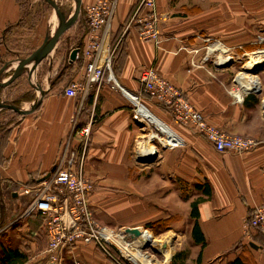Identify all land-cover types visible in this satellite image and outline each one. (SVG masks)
<instances>
[{
	"label": "crops",
	"instance_id": "crops-1",
	"mask_svg": "<svg viewBox=\"0 0 264 264\" xmlns=\"http://www.w3.org/2000/svg\"><path fill=\"white\" fill-rule=\"evenodd\" d=\"M95 1L82 0L83 18L85 7ZM109 1L115 3L111 40L117 44L138 0ZM156 2L161 48L141 40L139 26L131 29L119 43L114 60V72L121 88L140 94L139 72L145 67H155L160 75L187 94L210 123L229 135L253 137L259 145L241 155L218 153L189 126L176 121L170 110L144 95L143 104L182 143L166 151L155 166L167 177L155 172L151 179L145 180L137 165V154L140 157L137 148L143 129L133 104L120 89L109 84L84 85V61L80 65L77 60H70L73 48L81 44L71 42L58 54L60 39L52 53L38 66L36 63L34 91H22L16 84L18 78L0 86V130L3 126L6 128L0 179L3 184L21 189L32 180L38 182L59 165L70 169L73 162L72 167L77 170L83 158L82 171L95 187L91 204L97 219L105 225L104 220L129 221L128 225L121 226L127 229L162 218L159 209L150 201L153 189L158 186L167 189L169 183L174 184L171 176L185 182L191 173L195 194L188 200L190 237L192 240V227L198 222L206 243L202 246L192 240L187 262L229 264L241 255L247 264H264V238L259 236L254 242L243 238L245 219L251 210L264 206V117L261 109L264 97L260 99V94L252 93L243 103L235 104L229 94L231 79L225 70L209 63L201 68L190 65L192 58L198 61L203 58L210 42H221L233 51L241 50L242 56L262 50L264 0ZM23 7V0H0L2 58L11 53L7 43L14 39L16 32L28 27ZM86 30L87 26L82 25L81 31L85 34ZM193 50H198V54L194 55ZM258 74L264 95V69ZM78 83L77 95L66 96L65 89ZM14 94L15 98L10 99ZM37 102L40 103L35 111L21 114L30 111ZM88 126L91 135L85 149L82 130ZM206 187L211 190L210 196L203 193ZM195 201H199L197 221L190 218L191 205ZM148 212L151 214L146 215ZM74 254L84 264H107L104 256L91 246L78 245ZM69 258L67 255L68 261Z\"/></svg>",
	"mask_w": 264,
	"mask_h": 264
},
{
	"label": "built area",
	"instance_id": "built-area-1",
	"mask_svg": "<svg viewBox=\"0 0 264 264\" xmlns=\"http://www.w3.org/2000/svg\"><path fill=\"white\" fill-rule=\"evenodd\" d=\"M114 12L115 3L109 0H96L94 4L85 7L87 30L81 45L76 47L79 48L76 60L82 57L84 61V85L109 84L120 89L133 104L135 116L141 127L150 123L138 110V105L145 106L142 101V96L145 95L170 110L176 121L189 126L196 135L206 139L218 153L241 155L259 145L260 142L253 137L229 135L210 123L192 104L187 94L165 76L160 75L155 67H145L139 72L137 82L141 88L140 94L130 93L121 88L113 64L119 43L131 29L139 26L138 34L141 40L152 42L157 48H161L160 14L157 11L156 0H138L136 8L124 25L122 37L117 44H113L111 28ZM198 52L192 51L194 55ZM233 53L231 48L216 42L207 46L206 54L201 60L192 58L190 65L193 68H201L211 61L219 68L235 59ZM221 57L224 60L221 61ZM234 83L229 94L235 104L243 103L249 94H257V91L245 90L235 79ZM79 87L80 83L70 85L65 89V95L76 96ZM261 109L264 117V98L261 101ZM82 134L86 138L84 144L86 149L91 127H85ZM181 145L182 143L176 144L172 148ZM83 165V158L77 170L72 167L73 162L70 169L59 165L45 174L41 182L38 181L33 186L25 185L20 189L21 195L30 196V200L19 219L25 221L40 215L43 220L46 264H81L74 254V249L78 245L96 248L112 264H156V257L162 253L164 256V251L155 246L152 239L138 243V237L127 233L126 229H114L97 219L91 204L94 183L83 173ZM141 229L145 230L142 227ZM258 236L264 238V206L251 210L244 222L243 238L248 242H254ZM148 242L150 245L146 247ZM135 245H139L136 250ZM262 250L264 252V247ZM66 255H69V261ZM163 264H168L165 257Z\"/></svg>",
	"mask_w": 264,
	"mask_h": 264
},
{
	"label": "rangeland",
	"instance_id": "rangeland-1",
	"mask_svg": "<svg viewBox=\"0 0 264 264\" xmlns=\"http://www.w3.org/2000/svg\"><path fill=\"white\" fill-rule=\"evenodd\" d=\"M56 2L60 5L61 9L68 17L71 16L75 10V0H56ZM23 5L24 15L27 18L26 23H28V27H25V29L20 28L16 32L14 39L7 43L11 53L9 55H4V58H6V56L8 58V60L4 61V65L9 64L11 61L13 62L11 66L7 68V70L2 74L1 79H8L10 76H12L18 65L16 63L21 59L27 58L33 51H35L43 43L46 36L52 35L59 22L54 9L45 0H23ZM83 17V10H81L80 17L73 25L76 27L71 26L62 36L58 45L59 50L57 49L56 53L60 54L66 47L70 46L71 42H76L77 44L83 41L82 35L84 32L81 31ZM211 43L213 44V42H210V44ZM239 51L241 50H234L233 56L235 59L228 63L230 64V68L219 67L221 70H225L224 72L227 73L228 78L231 79V88L235 85L234 79H236L238 74L246 73L255 75L258 78L259 74H254L253 71L258 66H264V61L253 60V57L261 56L262 54L256 52L248 56H242L241 52ZM250 60L251 63H249ZM39 64H37V66ZM209 64L212 65L211 61ZM37 66L35 64L32 67L27 68L16 80V84L21 87L20 89L22 91H34L36 89V79L34 77ZM15 96V94L12 95L10 99H14ZM263 97L264 95L261 93L260 99ZM145 126L142 127V136L139 138V140L148 137L151 133L156 131L153 125L150 123L148 126ZM1 128L0 137H2L5 141L4 133L6 128L4 126ZM153 144L159 150V154L156 153L157 158L151 163L137 161L139 168L138 170H141V174L144 176L145 180L151 179V176L155 172L164 177L167 175L166 173L157 171L158 169L155 166L157 165L158 161L161 160L163 154L166 151L171 150V148L162 146L158 141H155ZM138 149L139 148H137V150ZM138 151L140 152V150ZM171 180L174 184L169 183L167 189L158 186V188L153 189L154 192L150 197L151 203L156 207V209H159L162 218L154 221H147L150 222L149 225H146L147 222H144L142 223L141 227L145 230H150V232H152L155 237L169 239L168 245L173 248L171 258L175 253L180 251H185L189 256L192 240L190 237L189 220L190 201L188 200L193 198L195 194L191 181V173L190 179H185L187 180L185 182L182 181L181 178L173 176H171ZM12 191L13 187L6 183L3 184L2 180L0 179V193H2L4 200V211L2 212L0 210V224H3L0 231L4 230L3 234H5L4 239H0V241L3 240L2 242H5L7 239L12 241V243L15 246H18L20 249L25 248L29 255V260L26 264H46L47 257L44 253L46 239L43 229L32 233L33 230H31L30 226H28L27 220H18V217L21 216L22 212L28 205L30 196H22L20 189H18L17 192L19 196L17 199H13V197H11ZM149 207L147 209L150 210ZM147 214L151 213L148 212L146 215ZM3 220L4 222L2 223ZM104 221L107 223V225L112 226L114 229H122V225H128L129 223V221ZM147 226L149 227L147 228ZM171 258L169 259L168 264H170ZM106 261L107 264H112L109 259H106ZM156 261V264H163V253L156 257ZM80 263L84 264V261L80 260Z\"/></svg>",
	"mask_w": 264,
	"mask_h": 264
},
{
	"label": "bare ground",
	"instance_id": "bare-ground-1",
	"mask_svg": "<svg viewBox=\"0 0 264 264\" xmlns=\"http://www.w3.org/2000/svg\"><path fill=\"white\" fill-rule=\"evenodd\" d=\"M74 13V12H73ZM71 14V16L73 15ZM262 54L261 56L253 57L254 61H259L262 60L264 61V50L257 52ZM261 57V58H260ZM221 61L224 60L220 59ZM37 61H32L29 63L28 68L32 67L34 64H36ZM251 63V62H249ZM18 64V62L16 63ZM235 81L242 85L245 90L248 91H260L261 85L260 81L258 80L257 76L255 75H250L246 73H240L236 77ZM138 110L142 114L144 118H146L155 128V132L151 133L148 137L144 138L141 140L139 143V161H149L155 157H157L156 153L159 154V150L154 146V142L158 141L162 146L172 148V146L178 144H181V141L179 138L176 136V134L162 121L157 119L156 117L153 116L151 111L145 107L138 105ZM138 231H140V234L138 236V243H141L143 241H149V238L152 239V243L157 246L159 249H162L164 251V257L166 262H168L171 254H172V249L169 248L168 243L169 239L167 238H159L155 237L152 235V233L148 230H142L141 227L136 228ZM136 248L135 250L139 247V245H135ZM167 251H166V250Z\"/></svg>",
	"mask_w": 264,
	"mask_h": 264
},
{
	"label": "trees",
	"instance_id": "trees-1",
	"mask_svg": "<svg viewBox=\"0 0 264 264\" xmlns=\"http://www.w3.org/2000/svg\"><path fill=\"white\" fill-rule=\"evenodd\" d=\"M82 25L87 26L86 22H85V18H83V22ZM83 34L81 37L82 39L84 38ZM82 42H80L81 44ZM117 53V52H116ZM117 54H115L116 56ZM3 59V60H2ZM8 60L7 56L6 58H2L0 55V69L4 66V61ZM115 60V58H114ZM77 63H79L80 65L83 64V59H81V57H79V59L77 60ZM114 64V62H113ZM4 140L2 137H0V156H1V152L2 149L4 147ZM1 158V157H0ZM37 183L36 180H32L29 183H27L28 186H33ZM19 188L17 187H13V191L11 192V197H13V199H17L18 196H14V193H18ZM198 189H202L198 188ZM203 193L206 194L207 196L211 195V190L209 187H206L205 189H203ZM199 201H195L192 203L191 205V214H190V218L192 220L197 221V219L199 218ZM4 200H3V195L2 193H0V210L3 212L4 211ZM19 219V217H18ZM4 222V220L2 221V223ZM27 223L28 226H30V229L33 230L32 233L36 232L37 230L42 229L43 226V220L41 218L40 215H36L33 217H30L27 219ZM2 225L0 224V229H2ZM4 230L0 231V239H4L5 234H3ZM191 236H192V240L194 241V243L196 244H201L202 246L205 245L206 243V239L203 236V234L201 233V230L199 228V224L198 222H195L193 227H192V231H191ZM259 237V236H258ZM3 241V240H2ZM0 241V264H26L29 260V255L26 252L25 248L20 249L18 246H15L12 241L7 240L5 242ZM187 258H188V253H186L185 251H180L174 254V256L171 259L170 264H190L187 262ZM200 260V256L198 257L197 261L199 262ZM229 264H247L246 261L242 258V256H238L236 259H234L233 261H231Z\"/></svg>",
	"mask_w": 264,
	"mask_h": 264
},
{
	"label": "water",
	"instance_id": "water-1",
	"mask_svg": "<svg viewBox=\"0 0 264 264\" xmlns=\"http://www.w3.org/2000/svg\"><path fill=\"white\" fill-rule=\"evenodd\" d=\"M50 6H52V8L54 9L57 17H58V24L57 27L54 31V33L51 36H47L43 43L35 50L33 51L27 58L25 59H21L18 62L17 68L15 69L14 74L8 79V80H1L0 79V86L1 85H8L9 83L13 82L14 80H16L17 78H19L22 73L28 68V65L30 62L32 61H37V64L44 58H46L48 55H50L52 53V51L54 50V48L56 47V45L58 44L59 40L61 39V37L66 33V31L73 26L76 21L78 20V18L80 17V13H81V6H82V0H76V7L74 10V13L72 16H66L65 12L61 9L60 5L56 2V0H45ZM79 52V48H75L74 50L71 51L70 54V60L71 62H74L77 58V54ZM9 64H12V62H9ZM9 64H5L1 69H0V77L1 74L4 72V70L9 66ZM230 64H224L221 65V67H229ZM264 69V66H258L255 68V70L253 71L254 74H258L259 72H261ZM257 94H261V91H257ZM40 102H37L30 111H24L21 112V114H29L33 111H35L38 106H39ZM157 157L149 160V161H144V163H148V162H153V160H155ZM138 160V159H137ZM139 161V160H138ZM141 162V161H140ZM143 162V161H142ZM45 178V177H44ZM44 178L40 179L39 182H41ZM14 196H17V193L14 194ZM127 233L133 234L135 236H139L140 231H138L136 228H127L126 229ZM150 244L148 242L147 246L148 247Z\"/></svg>",
	"mask_w": 264,
	"mask_h": 264
}]
</instances>
